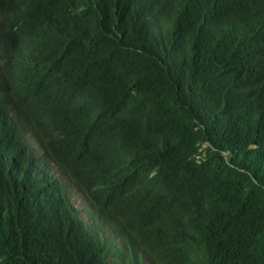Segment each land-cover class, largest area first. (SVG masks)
<instances>
[{"label": "trees", "instance_id": "trees-1", "mask_svg": "<svg viewBox=\"0 0 264 264\" xmlns=\"http://www.w3.org/2000/svg\"><path fill=\"white\" fill-rule=\"evenodd\" d=\"M0 264H264V0H0Z\"/></svg>", "mask_w": 264, "mask_h": 264}]
</instances>
